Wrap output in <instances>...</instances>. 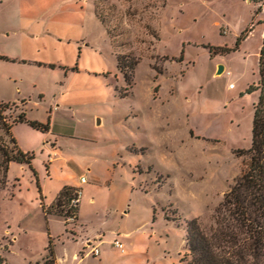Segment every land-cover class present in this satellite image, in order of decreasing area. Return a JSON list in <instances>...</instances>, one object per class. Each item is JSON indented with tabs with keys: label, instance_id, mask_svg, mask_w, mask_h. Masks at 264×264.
<instances>
[{
	"label": "rangeland",
	"instance_id": "374dc122",
	"mask_svg": "<svg viewBox=\"0 0 264 264\" xmlns=\"http://www.w3.org/2000/svg\"><path fill=\"white\" fill-rule=\"evenodd\" d=\"M88 7L87 46L77 57L73 45L49 53L76 70L59 83L43 71L42 85L4 111L8 120L21 110L49 120V130L12 127L33 159L10 163L0 189L2 264H40L50 240L56 264H179L185 221L210 224L245 167L247 156L235 150L251 143L257 92L245 90L258 79L264 12L250 0ZM249 27L237 50L219 52ZM1 99L16 100L11 83L0 85ZM64 186L80 191L77 219L67 223L42 207ZM115 239L130 255L119 254Z\"/></svg>",
	"mask_w": 264,
	"mask_h": 264
},
{
	"label": "trees",
	"instance_id": "16d2710c",
	"mask_svg": "<svg viewBox=\"0 0 264 264\" xmlns=\"http://www.w3.org/2000/svg\"><path fill=\"white\" fill-rule=\"evenodd\" d=\"M250 1L257 4L258 12H264V0ZM262 22L264 24V20ZM251 30L252 27L245 29L232 47L221 48L219 52L237 50ZM47 66L56 67L54 64ZM59 67L76 70V66ZM117 67L120 71L123 70L119 59ZM257 77V83L249 85L245 90L247 93L257 91L252 110L251 143L247 149L235 150L237 156H247L245 167L214 209L210 224L203 225L197 217L185 221L186 250L179 258V264H264V29L258 51ZM124 78L128 81L125 74ZM11 104L15 106L14 102H0V130L5 135L0 134V189L5 186L10 163L30 165L33 159L32 153L23 151L17 145L12 134L13 125L26 123L41 132L49 130V120H30L26 117L25 110L8 120L4 111ZM78 191L64 186L50 207L45 209L42 205L45 215L52 213L61 216L65 223L69 217L77 219L80 198ZM73 199H78L75 205H71ZM46 249L47 253L40 264H56L51 240ZM2 263L0 256V264Z\"/></svg>",
	"mask_w": 264,
	"mask_h": 264
},
{
	"label": "crops",
	"instance_id": "0c3cea01",
	"mask_svg": "<svg viewBox=\"0 0 264 264\" xmlns=\"http://www.w3.org/2000/svg\"><path fill=\"white\" fill-rule=\"evenodd\" d=\"M89 3L90 0H0V56L5 58H0V85L12 84L16 93L13 102L26 100L23 97L25 90L32 92L42 85L43 71L54 76L55 82L65 79L67 69L59 66L70 68L72 65L63 63L58 55L55 62L48 60L49 53L52 50L61 52L73 45L72 55L76 52L77 57L87 46L88 18L85 11L89 9ZM48 64L56 67L49 68ZM56 75H62V78L57 79ZM0 102L11 101L1 99ZM88 242L91 240L86 239L84 244ZM131 252L119 250V254L125 257Z\"/></svg>",
	"mask_w": 264,
	"mask_h": 264
},
{
	"label": "built area",
	"instance_id": "2783aa9c",
	"mask_svg": "<svg viewBox=\"0 0 264 264\" xmlns=\"http://www.w3.org/2000/svg\"><path fill=\"white\" fill-rule=\"evenodd\" d=\"M80 182H81V183H84V182H85V178L82 177V178L80 179ZM77 195H78V197L80 196V191L77 192ZM77 202H78V199H73V200L71 201V205H75ZM69 218H71V217H69ZM69 218H68V219H69ZM112 243H113V246L116 247V248H118L119 250H121V251L124 250V245H123L121 242H119L118 240L115 239V240H113ZM87 246L90 247V253H91L93 256H98V255L100 254L97 245H92L91 242H88Z\"/></svg>",
	"mask_w": 264,
	"mask_h": 264
},
{
	"label": "water",
	"instance_id": "95a60500",
	"mask_svg": "<svg viewBox=\"0 0 264 264\" xmlns=\"http://www.w3.org/2000/svg\"><path fill=\"white\" fill-rule=\"evenodd\" d=\"M222 71H223V66L218 65L217 70H216V74H220Z\"/></svg>",
	"mask_w": 264,
	"mask_h": 264
},
{
	"label": "bare ground",
	"instance_id": "6f19581e",
	"mask_svg": "<svg viewBox=\"0 0 264 264\" xmlns=\"http://www.w3.org/2000/svg\"><path fill=\"white\" fill-rule=\"evenodd\" d=\"M230 87H232V85H230Z\"/></svg>",
	"mask_w": 264,
	"mask_h": 264
}]
</instances>
